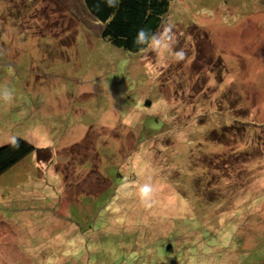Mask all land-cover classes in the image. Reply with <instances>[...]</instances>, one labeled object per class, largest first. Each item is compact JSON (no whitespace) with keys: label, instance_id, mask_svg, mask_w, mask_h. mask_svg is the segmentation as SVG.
I'll return each mask as SVG.
<instances>
[{"label":"rangeland","instance_id":"rangeland-1","mask_svg":"<svg viewBox=\"0 0 264 264\" xmlns=\"http://www.w3.org/2000/svg\"><path fill=\"white\" fill-rule=\"evenodd\" d=\"M170 10L135 54L81 0H0V147H37L0 264H264V0Z\"/></svg>","mask_w":264,"mask_h":264},{"label":"trees","instance_id":"trees-1","mask_svg":"<svg viewBox=\"0 0 264 264\" xmlns=\"http://www.w3.org/2000/svg\"><path fill=\"white\" fill-rule=\"evenodd\" d=\"M81 1L91 18L103 25L102 38L135 54L150 49V38L158 35L171 11V0H112L111 4L108 0ZM140 30L145 33V41L137 43ZM36 150L35 145L20 138L0 147V175Z\"/></svg>","mask_w":264,"mask_h":264},{"label":"clouds","instance_id":"clouds-1","mask_svg":"<svg viewBox=\"0 0 264 264\" xmlns=\"http://www.w3.org/2000/svg\"><path fill=\"white\" fill-rule=\"evenodd\" d=\"M108 2L111 4L112 0H108ZM145 41V33L143 30H140L137 34V43H142ZM170 42L171 37H168L166 34H162L159 37L153 35L150 38V46L153 50L157 51L158 54H162L163 51H171L170 49ZM171 55L176 59H183L185 53L184 50L181 48L179 50H176L175 52H171ZM141 193H148L149 188L147 185L141 187L140 189Z\"/></svg>","mask_w":264,"mask_h":264}]
</instances>
